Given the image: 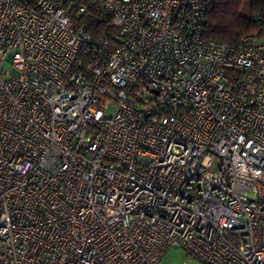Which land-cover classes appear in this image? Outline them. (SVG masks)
Listing matches in <instances>:
<instances>
[{"label": "built area", "instance_id": "obj_1", "mask_svg": "<svg viewBox=\"0 0 264 264\" xmlns=\"http://www.w3.org/2000/svg\"><path fill=\"white\" fill-rule=\"evenodd\" d=\"M207 9L0 0V264H264V30Z\"/></svg>", "mask_w": 264, "mask_h": 264}, {"label": "trees", "instance_id": "obj_2", "mask_svg": "<svg viewBox=\"0 0 264 264\" xmlns=\"http://www.w3.org/2000/svg\"><path fill=\"white\" fill-rule=\"evenodd\" d=\"M85 1V0H82ZM248 3L247 11L244 10ZM208 9L203 34L216 41L237 44L241 36L264 30V0H207ZM75 26H85L93 38H111V15L96 5L79 16L72 13Z\"/></svg>", "mask_w": 264, "mask_h": 264}, {"label": "rangeland", "instance_id": "obj_3", "mask_svg": "<svg viewBox=\"0 0 264 264\" xmlns=\"http://www.w3.org/2000/svg\"><path fill=\"white\" fill-rule=\"evenodd\" d=\"M248 3H245L244 10L247 11ZM113 106L107 108L106 112L110 114ZM160 264H202L197 259L191 258L185 251L180 248L171 247L164 254Z\"/></svg>", "mask_w": 264, "mask_h": 264}, {"label": "crops", "instance_id": "obj_4", "mask_svg": "<svg viewBox=\"0 0 264 264\" xmlns=\"http://www.w3.org/2000/svg\"><path fill=\"white\" fill-rule=\"evenodd\" d=\"M162 260V259H161ZM161 262V261H160ZM160 264V263H159Z\"/></svg>", "mask_w": 264, "mask_h": 264}]
</instances>
